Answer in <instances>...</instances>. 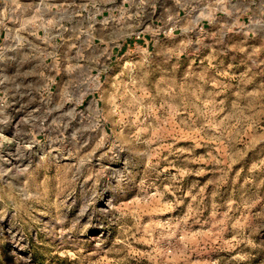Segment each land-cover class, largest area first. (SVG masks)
Wrapping results in <instances>:
<instances>
[{
  "label": "rangeland",
  "instance_id": "obj_1",
  "mask_svg": "<svg viewBox=\"0 0 264 264\" xmlns=\"http://www.w3.org/2000/svg\"><path fill=\"white\" fill-rule=\"evenodd\" d=\"M103 9L96 73L0 107V264H264V0Z\"/></svg>",
  "mask_w": 264,
  "mask_h": 264
},
{
  "label": "crops",
  "instance_id": "obj_2",
  "mask_svg": "<svg viewBox=\"0 0 264 264\" xmlns=\"http://www.w3.org/2000/svg\"><path fill=\"white\" fill-rule=\"evenodd\" d=\"M58 2L66 5L64 12ZM102 2L0 0V107L7 106L12 92L22 97L25 90H39L42 81L52 83L50 75L59 71L81 78L97 72L90 65L100 59V22L105 18L104 9L100 13ZM112 12L110 20L116 26L112 35L120 36V27L130 26L134 18L122 16L120 4ZM179 14L166 12L156 31L161 33L162 27L176 31L181 22ZM155 21L151 20L152 25ZM195 22L201 31L208 25L202 18ZM113 51L120 53L121 49L113 47Z\"/></svg>",
  "mask_w": 264,
  "mask_h": 264
}]
</instances>
